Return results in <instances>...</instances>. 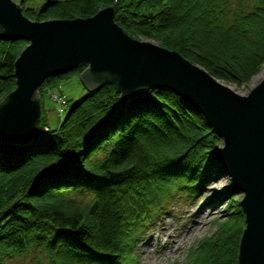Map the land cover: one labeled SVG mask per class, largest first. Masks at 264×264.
<instances>
[{
  "label": "trees",
  "instance_id": "trees-1",
  "mask_svg": "<svg viewBox=\"0 0 264 264\" xmlns=\"http://www.w3.org/2000/svg\"><path fill=\"white\" fill-rule=\"evenodd\" d=\"M14 1L33 21L87 17L112 6L124 32L174 49L218 79L248 82L264 62V0ZM27 43L0 38V99L15 86L13 62ZM83 67L45 77L40 99ZM65 101L56 127L41 105L30 140L0 137V264L29 249L42 253V264H132L124 257L133 258V239L155 218L150 202L161 213L162 195L192 198L213 165L225 172L216 158L222 137L166 86L120 99L105 84ZM228 179L224 210L235 226L219 223L186 264H237L244 214ZM76 196L89 198L67 202Z\"/></svg>",
  "mask_w": 264,
  "mask_h": 264
},
{
  "label": "water",
  "instance_id": "water-1",
  "mask_svg": "<svg viewBox=\"0 0 264 264\" xmlns=\"http://www.w3.org/2000/svg\"><path fill=\"white\" fill-rule=\"evenodd\" d=\"M0 38L28 41L13 62L15 86L0 99L3 139L30 140L41 116L39 85L78 65L87 91L112 84L122 99L166 86L200 110L223 139L216 158L244 193L237 264H264V77L238 94L176 50L124 32L112 6L87 17L33 21L14 0H0Z\"/></svg>",
  "mask_w": 264,
  "mask_h": 264
},
{
  "label": "rangeland",
  "instance_id": "rangeland-1",
  "mask_svg": "<svg viewBox=\"0 0 264 264\" xmlns=\"http://www.w3.org/2000/svg\"><path fill=\"white\" fill-rule=\"evenodd\" d=\"M263 77L264 62L259 72L248 82L236 83L215 78L234 92L246 95ZM59 83L57 88H49L40 99L42 114L51 127L58 125L60 116L64 112L63 108L66 106L65 100L77 98L84 91L76 74H70L68 78ZM53 93L58 97L57 100L52 98ZM221 143L222 141L219 144ZM218 166L211 167V179L192 198L170 201L168 195H162L160 203L164 209L161 210V213H158L160 204L150 202L148 208L152 210V215L155 218L150 221L147 228L138 234L136 239H133L130 251L133 258L126 255L124 258L129 259L132 264H186L188 253L198 246L202 238L213 234L219 223L227 221V225L234 227L235 222L231 223L230 217L224 210L229 198L224 195L223 191L229 176L226 172L218 169ZM180 193L184 195L182 192ZM242 196L243 192L238 189L234 199H241ZM88 198V196H76L66 200L72 204H83ZM210 198L213 200L208 202ZM43 262H45V258L39 250L29 249L21 256L7 258L2 264H42Z\"/></svg>",
  "mask_w": 264,
  "mask_h": 264
},
{
  "label": "bare ground",
  "instance_id": "bare-ground-1",
  "mask_svg": "<svg viewBox=\"0 0 264 264\" xmlns=\"http://www.w3.org/2000/svg\"><path fill=\"white\" fill-rule=\"evenodd\" d=\"M222 140H223V139H222ZM222 144H223V142H222ZM217 160H218V159H217ZM218 161H219V160H218ZM220 165H221V163H220ZM221 166H222V165H221ZM222 168H223V166H222ZM224 171H225V169H224ZM227 174H228V173H227ZM228 176H229V174H228ZM243 194H244V193H243ZM209 200L211 201V200H213V198H212V199H211V198L208 199V202H210ZM201 208H202V206H201Z\"/></svg>",
  "mask_w": 264,
  "mask_h": 264
},
{
  "label": "built area",
  "instance_id": "built-area-1",
  "mask_svg": "<svg viewBox=\"0 0 264 264\" xmlns=\"http://www.w3.org/2000/svg\"><path fill=\"white\" fill-rule=\"evenodd\" d=\"M54 97H55V95H54Z\"/></svg>",
  "mask_w": 264,
  "mask_h": 264
}]
</instances>
